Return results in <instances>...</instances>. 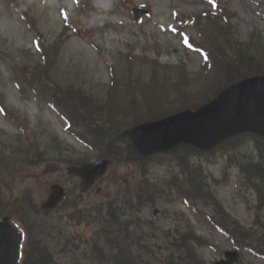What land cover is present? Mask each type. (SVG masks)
Wrapping results in <instances>:
<instances>
[{
  "label": "rangeland",
  "instance_id": "obj_1",
  "mask_svg": "<svg viewBox=\"0 0 264 264\" xmlns=\"http://www.w3.org/2000/svg\"><path fill=\"white\" fill-rule=\"evenodd\" d=\"M29 1L32 7L31 13L0 0V95L7 99L12 108L24 114L26 113L28 117L29 111H33L36 122L38 119L43 120L46 130H48L43 141L49 144L55 136L69 148L70 155H73L72 150L77 153L86 152L85 148L67 133L68 129L64 120L58 117L55 110L38 95L34 94L30 88L21 83L19 72L16 70V66H19V68L26 67L30 70L40 60L37 51L38 40L39 42L54 44L58 38L64 39L62 36L64 28L59 9L61 2L71 7L73 0ZM82 1H90V9L87 11L89 18L95 17L97 20H102L103 23L98 25L104 24L106 27L99 30L95 29L97 25L88 26L86 24L88 28H92L88 30L90 32L89 37H85L80 30L68 33L66 36L67 42L54 54L55 68L53 72L57 73L55 77L60 81H67L75 86L82 85L88 91L101 96L98 92L105 90V87L109 84V74L104 61L100 59L99 54L89 41L100 49H104L109 58L112 59L120 83H125L126 61L123 59L122 62L119 59V54L124 55L128 51H131L133 56L146 57L149 61L157 59L165 66H175L180 61H185L190 73L196 72L200 68V56L194 52L186 51L181 45L180 37L166 30L174 17L181 22L194 14L201 13L205 9H211L202 0ZM108 3L111 4L110 8L103 7ZM217 3L218 6L228 5L230 9L236 12L233 24L241 40H246L252 31L261 33L264 39V0H217ZM96 5L101 6L97 7ZM144 6L148 8L149 15L141 17L138 21H133V14H131L133 7L142 8ZM187 33L193 37H198V33L192 28ZM143 67L147 68L148 63L143 64ZM147 70H142L144 78L147 77ZM53 72L51 73L54 75ZM120 95L121 93L117 92V96ZM0 131L9 141L18 134L16 128L2 117L1 113ZM9 145H13V143H9ZM247 150L245 144L234 149L233 151L236 152L237 156L232 158L231 161L230 155L225 157L224 152H218V154L207 160L205 158L188 160L183 158V162H177L174 157H162L146 163L144 169L149 174L147 179L151 184H156L162 190L168 191L166 183H172L169 180L179 174L177 164H182L183 169L188 171L187 177L193 178L192 169L189 165L193 166V163H198V167L206 178L213 176L217 181L213 186L218 193L217 197L222 201L223 211L247 228H253L254 230L258 228L260 232H256L257 237L264 240V231L260 225L264 221L262 219L254 221V211L251 210L255 201L253 192L245 187H236V184H242L240 182L242 177L239 174V167H230L226 164V161H229L232 165H237L248 156ZM11 153L10 149V155ZM92 155V153H89L90 157ZM91 161L94 160L91 159ZM50 163L48 168L42 165L31 172L24 170L20 175L21 179L13 186L19 188L17 189V196L23 192L26 197H29L33 191L34 197L41 204L48 194L49 185L57 183L69 189V196L72 199L77 198V195L81 194L79 179L76 177H73L72 180L68 179L64 174V167L53 160ZM107 172V175L96 183L93 189L81 194L82 201L79 207H91L94 210L98 205L104 204L108 198H112L118 205V213L127 217L129 208L124 205L123 193L131 185L137 183L139 179L137 171L132 167L111 166ZM207 184L211 183L208 181ZM98 188L99 191H96ZM213 206L210 201L207 203L199 202L197 205L201 213L214 216L216 211L215 209H213L214 212L212 211ZM178 213H182L186 217L189 216L196 234L204 237L209 243L212 242L220 250V254H217L210 251L208 247H200L197 254L202 262L213 264L223 259V252L232 250V245L223 234L220 235L203 218L195 217L193 213L185 208L183 202L178 199L167 201L156 198L153 204L142 207L137 214L140 219L139 224L135 225L137 228L131 226L128 230L130 234L128 245L131 252L134 254L144 253L147 249L152 251L158 260L163 261L162 256L167 253V250L165 251L162 232L174 229V219ZM60 214L55 212L54 216L64 217L62 212ZM145 223H151L153 227L146 226ZM90 228L65 226L68 239L73 241L74 245L79 248H76L73 252L67 251L69 246L65 250L67 254L65 256L61 255L56 251L62 249L65 241L63 238L57 239L61 241L55 247L56 251L54 250L57 253V261L63 264H96L101 257L100 255L94 257V254L90 251L91 244H86L87 240L95 237L94 230ZM143 245L146 248L142 250L141 246ZM54 246L55 242H53L52 248ZM240 256L244 264H264L263 260L255 258L247 252L241 251ZM160 261H156L155 264H163Z\"/></svg>",
  "mask_w": 264,
  "mask_h": 264
},
{
  "label": "trees",
  "instance_id": "obj_2",
  "mask_svg": "<svg viewBox=\"0 0 264 264\" xmlns=\"http://www.w3.org/2000/svg\"><path fill=\"white\" fill-rule=\"evenodd\" d=\"M227 20L229 21V18ZM213 25L215 26L216 23L213 22ZM217 30H221V27H218ZM225 30L231 32V26H227ZM215 53L217 55V58L213 62V66L216 67L215 74L213 72L208 76L211 79L205 83L206 88L204 92L192 90L190 86H185V89H183L185 93L180 97V103L172 99L171 103L162 104L165 100H161L162 93L157 90L160 82L157 75L160 69L168 71L170 68L159 67L155 63L153 64L152 76L148 83L143 84L136 79L135 84L132 85L133 93L126 95V97H120L121 100L115 102H111L110 98L101 101L79 92L75 93L73 90L61 91L58 89L51 90V93L58 102L66 106L70 116L75 120L73 124L75 125L78 139L85 141L88 146L92 145V148L98 149L99 158L107 156L111 160H115L119 156L121 159H127L129 156H133L134 153L132 149L127 147L125 138H123L124 131L130 125L126 126L128 120H124L122 118L123 115L118 113L122 110L123 114L124 104H127V106L131 105V112L133 114L130 113L129 117L131 122H133L132 124L142 120L158 119L182 108H194L205 103L221 87L233 83L240 78L264 73V43L260 40L256 48L253 49L251 43L243 44L235 42L228 35L224 39L223 45H215ZM183 74L188 78L185 70H183ZM163 76H166V72ZM210 87L213 88L209 90L208 88ZM46 88L50 89V87ZM0 106L4 112L8 111V113H11L10 115L14 117L23 130L27 131V129H30L26 116L12 113L3 98H0ZM120 123H122V126H119ZM31 136H37V131H31ZM35 142V140L29 141L28 146H23L20 149L21 152L25 153L24 157L15 156L12 158L15 161H19L18 163H14V166L11 165V162H6L9 154L0 153V216H8L14 220L30 223V216L38 213V209L34 206L30 196L26 197V194L23 192L18 194V196H13L12 190L8 188L12 186L13 181L17 182L21 179L20 175L23 167L27 172H30L28 170L33 167L29 161L30 156H32L31 152L35 150L33 147ZM181 153L191 154L188 150L181 151ZM257 154L259 155L258 161L247 164L246 171L250 175L248 179H254L255 188L258 192L257 197L259 203H262L264 202V146H257ZM83 158H63V162L73 165ZM194 187L193 190L196 191V187ZM7 189L10 190L11 195L6 198L5 191ZM108 206L110 211L112 208L110 205ZM76 217H78L77 213L72 218ZM188 241L190 239L181 241L182 247L185 250L187 249ZM47 248L43 243L32 239L28 248L23 252V264H56L53 261L52 253H49ZM116 257L119 261H122L124 255L119 250Z\"/></svg>",
  "mask_w": 264,
  "mask_h": 264
},
{
  "label": "water",
  "instance_id": "obj_3",
  "mask_svg": "<svg viewBox=\"0 0 264 264\" xmlns=\"http://www.w3.org/2000/svg\"><path fill=\"white\" fill-rule=\"evenodd\" d=\"M250 111L256 113L250 114ZM240 123L252 125L257 131L255 138L264 142V76L229 87L216 101L194 114L183 112L158 122L139 125L128 137L129 143L143 156L172 152L184 146L207 153L245 133L237 126ZM106 164L101 165L104 168L102 171L87 165L68 171L81 176V187L85 189L104 173ZM52 191L51 198L43 204V208L52 207L62 195L56 186L52 187ZM18 240L17 232L7 221L0 223V264L15 263Z\"/></svg>",
  "mask_w": 264,
  "mask_h": 264
},
{
  "label": "clouds",
  "instance_id": "obj_4",
  "mask_svg": "<svg viewBox=\"0 0 264 264\" xmlns=\"http://www.w3.org/2000/svg\"><path fill=\"white\" fill-rule=\"evenodd\" d=\"M97 7H100L101 5H96ZM103 7L105 8H110L111 7V4L108 3L106 5H103ZM100 23H103L102 20H97L95 17H91V18H88V26H96ZM29 104H31V102H29ZM29 119L31 121L32 124H35L36 123V116H35V113L33 111H29Z\"/></svg>",
  "mask_w": 264,
  "mask_h": 264
},
{
  "label": "bare ground",
  "instance_id": "obj_5",
  "mask_svg": "<svg viewBox=\"0 0 264 264\" xmlns=\"http://www.w3.org/2000/svg\"><path fill=\"white\" fill-rule=\"evenodd\" d=\"M81 201L82 200H80V202L79 203H81ZM76 206V205H75ZM44 246H46V245H44ZM47 247V246H46ZM47 250H48V248H47ZM98 255H100V259L98 260V262H96V264H105V260H104V258H103V256L99 253V254H97V255H95L94 257H97Z\"/></svg>",
  "mask_w": 264,
  "mask_h": 264
}]
</instances>
